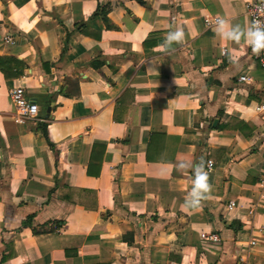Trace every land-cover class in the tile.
<instances>
[{
	"label": "crops",
	"instance_id": "1",
	"mask_svg": "<svg viewBox=\"0 0 264 264\" xmlns=\"http://www.w3.org/2000/svg\"><path fill=\"white\" fill-rule=\"evenodd\" d=\"M257 1L0 0V264H264V51L207 25Z\"/></svg>",
	"mask_w": 264,
	"mask_h": 264
},
{
	"label": "clouds",
	"instance_id": "2",
	"mask_svg": "<svg viewBox=\"0 0 264 264\" xmlns=\"http://www.w3.org/2000/svg\"><path fill=\"white\" fill-rule=\"evenodd\" d=\"M261 6H264V0H259ZM264 11V7L258 9ZM212 28L214 34L224 41L240 42L243 40L253 53L264 51V18L254 17L247 26L233 24L230 20L219 17L213 21ZM184 39V32L177 27L169 30L165 34L164 44L171 45L179 43ZM177 171L190 170L191 187L184 198V206L196 207L206 194L210 191L208 183V173L205 170V161L200 158L194 161L186 154H178L172 165Z\"/></svg>",
	"mask_w": 264,
	"mask_h": 264
},
{
	"label": "built area",
	"instance_id": "3",
	"mask_svg": "<svg viewBox=\"0 0 264 264\" xmlns=\"http://www.w3.org/2000/svg\"><path fill=\"white\" fill-rule=\"evenodd\" d=\"M262 7H264V6H261L259 1L251 3L248 6V15L250 17V20H252L254 17L264 18V11H258V9H260ZM214 20L215 19L210 20L208 18L207 25L212 26ZM3 41L6 44H13V40L10 38H4ZM223 52H225V51H223ZM257 58H258L260 66L262 67V69H264V56H258ZM239 81L240 82H246V81H248V78L247 77H241L239 79ZM10 96H11V99H12V101L16 107V110H17L16 116H17L18 124H26L29 122L38 121V119H39V108L28 99V97L26 95V91L24 88L19 87V88L13 89L10 92ZM256 112L259 114H263L264 113V104L257 105L256 106ZM213 167H214V165L212 163H209L208 170L212 169ZM259 186H260L259 203L264 204V170H263V175L260 178ZM259 203L255 204L253 206V208H251V210L249 211V217L250 218L254 217L256 215L258 208H260ZM234 207H235V204L233 202H231L229 204V209H232ZM263 209H264V206H263ZM201 238L206 243H213V244L217 243L218 244L220 242L218 237L215 235H210V236L209 235H202ZM251 246H255V243L252 242Z\"/></svg>",
	"mask_w": 264,
	"mask_h": 264
},
{
	"label": "trees",
	"instance_id": "4",
	"mask_svg": "<svg viewBox=\"0 0 264 264\" xmlns=\"http://www.w3.org/2000/svg\"><path fill=\"white\" fill-rule=\"evenodd\" d=\"M44 134L47 136V131L45 129H44ZM48 143H49L50 148H52V150L57 151V149L53 143H51L49 140H48ZM29 219H31V218H29ZM26 225H27V223H26Z\"/></svg>",
	"mask_w": 264,
	"mask_h": 264
},
{
	"label": "water",
	"instance_id": "5",
	"mask_svg": "<svg viewBox=\"0 0 264 264\" xmlns=\"http://www.w3.org/2000/svg\"><path fill=\"white\" fill-rule=\"evenodd\" d=\"M217 121H215V123H216Z\"/></svg>",
	"mask_w": 264,
	"mask_h": 264
}]
</instances>
